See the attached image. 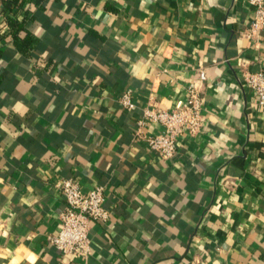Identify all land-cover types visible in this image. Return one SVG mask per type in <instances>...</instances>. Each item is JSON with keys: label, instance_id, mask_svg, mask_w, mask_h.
I'll list each match as a JSON object with an SVG mask.
<instances>
[{"label": "crops", "instance_id": "obj_1", "mask_svg": "<svg viewBox=\"0 0 264 264\" xmlns=\"http://www.w3.org/2000/svg\"><path fill=\"white\" fill-rule=\"evenodd\" d=\"M1 11L0 264H264V104L244 82L264 70V31L249 36L247 0L27 2L29 55ZM194 87L203 129L162 159L135 123ZM62 178L105 186L111 217L91 224L87 259L48 240Z\"/></svg>", "mask_w": 264, "mask_h": 264}, {"label": "built area", "instance_id": "obj_2", "mask_svg": "<svg viewBox=\"0 0 264 264\" xmlns=\"http://www.w3.org/2000/svg\"><path fill=\"white\" fill-rule=\"evenodd\" d=\"M253 8V18L249 24V36L258 40L264 31V0H247ZM1 5V0H0ZM201 77L205 73L201 72ZM244 82L248 84L264 104V70L245 71ZM125 109L135 110L137 104L128 89L120 98ZM157 123L161 126L158 132H149L148 126ZM204 126L203 100L198 90L189 89L187 102L172 109L161 108L150 104L143 109L134 126V137L147 144L162 159H171L177 154L179 139L185 133L197 136ZM65 197V208L60 213L61 227L58 232L48 237L62 255H72L82 259L93 253L90 238L91 224L107 223L111 211L106 206L105 186L98 184L84 191L80 182L72 178H62L55 183Z\"/></svg>", "mask_w": 264, "mask_h": 264}, {"label": "trees", "instance_id": "obj_3", "mask_svg": "<svg viewBox=\"0 0 264 264\" xmlns=\"http://www.w3.org/2000/svg\"><path fill=\"white\" fill-rule=\"evenodd\" d=\"M27 2L40 4L42 0H1V12L6 18L9 32L14 37L16 47L22 53L29 55L31 49H33L37 43V39L27 26L29 11L26 12L23 19H20L17 15L19 9L23 8ZM23 30L26 31V34L24 36L19 35Z\"/></svg>", "mask_w": 264, "mask_h": 264}]
</instances>
